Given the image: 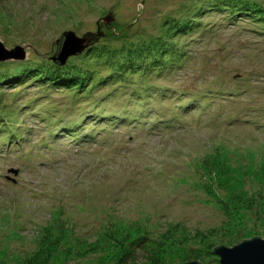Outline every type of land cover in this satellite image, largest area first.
Masks as SVG:
<instances>
[{
	"label": "rangeland",
	"instance_id": "rangeland-1",
	"mask_svg": "<svg viewBox=\"0 0 264 264\" xmlns=\"http://www.w3.org/2000/svg\"><path fill=\"white\" fill-rule=\"evenodd\" d=\"M67 30L97 40L58 64ZM1 42L25 53L0 60V264L264 237V0H0Z\"/></svg>",
	"mask_w": 264,
	"mask_h": 264
},
{
	"label": "water",
	"instance_id": "water-1",
	"mask_svg": "<svg viewBox=\"0 0 264 264\" xmlns=\"http://www.w3.org/2000/svg\"><path fill=\"white\" fill-rule=\"evenodd\" d=\"M70 39L75 40L73 45L69 44ZM96 40L97 38L89 34L80 37L75 31L67 30L57 41L61 48L53 59L59 64H65L71 56L80 54ZM24 53L25 51L21 46L9 49L3 42L0 43V60L23 58ZM213 251L219 256L220 264H264V237L254 236L233 246L221 244L213 248ZM184 264L203 263L199 260H190Z\"/></svg>",
	"mask_w": 264,
	"mask_h": 264
},
{
	"label": "trees",
	"instance_id": "trees-1",
	"mask_svg": "<svg viewBox=\"0 0 264 264\" xmlns=\"http://www.w3.org/2000/svg\"><path fill=\"white\" fill-rule=\"evenodd\" d=\"M59 64V63H58ZM63 72V67L61 66H54V70L52 73V76L48 79H50L53 83H55L56 85H70L73 86L77 85L78 83H80V81H78V77L73 74V73H69L67 75H65V72ZM47 79V80H48ZM119 116H123V114H119ZM117 117H114L113 119H111V123H114V121H117ZM78 126H80V123H78ZM75 132V131H74Z\"/></svg>",
	"mask_w": 264,
	"mask_h": 264
},
{
	"label": "bare ground",
	"instance_id": "bare-ground-1",
	"mask_svg": "<svg viewBox=\"0 0 264 264\" xmlns=\"http://www.w3.org/2000/svg\"><path fill=\"white\" fill-rule=\"evenodd\" d=\"M159 88V87H158ZM12 125V124H11ZM16 127V126H15Z\"/></svg>",
	"mask_w": 264,
	"mask_h": 264
}]
</instances>
